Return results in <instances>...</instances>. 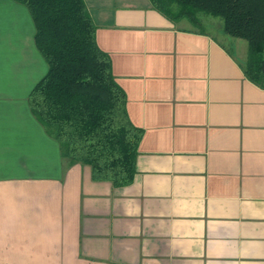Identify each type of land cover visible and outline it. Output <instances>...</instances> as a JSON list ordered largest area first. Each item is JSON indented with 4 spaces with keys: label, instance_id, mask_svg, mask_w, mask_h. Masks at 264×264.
<instances>
[{
    "label": "crops",
    "instance_id": "obj_1",
    "mask_svg": "<svg viewBox=\"0 0 264 264\" xmlns=\"http://www.w3.org/2000/svg\"><path fill=\"white\" fill-rule=\"evenodd\" d=\"M131 123V184L91 179L32 115L47 72L0 0V264H264V87L149 0H83Z\"/></svg>",
    "mask_w": 264,
    "mask_h": 264
},
{
    "label": "trees",
    "instance_id": "obj_2",
    "mask_svg": "<svg viewBox=\"0 0 264 264\" xmlns=\"http://www.w3.org/2000/svg\"><path fill=\"white\" fill-rule=\"evenodd\" d=\"M13 1L27 9L34 44L47 64L28 95L32 115L58 143L61 156L87 166L92 180L117 188L131 184L142 130L129 120L125 93L109 56L97 46L84 1ZM149 1L172 22L185 18L198 26V13L219 17L224 34L247 43L239 64L244 76L264 87V0Z\"/></svg>",
    "mask_w": 264,
    "mask_h": 264
},
{
    "label": "rangeland",
    "instance_id": "obj_3",
    "mask_svg": "<svg viewBox=\"0 0 264 264\" xmlns=\"http://www.w3.org/2000/svg\"><path fill=\"white\" fill-rule=\"evenodd\" d=\"M170 9L173 12L177 11L176 5H171ZM199 25H192L187 19L182 18L175 21L176 24L183 28L194 29L198 31L207 32L217 40L223 42L235 55L240 63L244 62L247 54V43L240 38L229 37L222 31V20L219 17H213L204 13L197 14Z\"/></svg>",
    "mask_w": 264,
    "mask_h": 264
}]
</instances>
